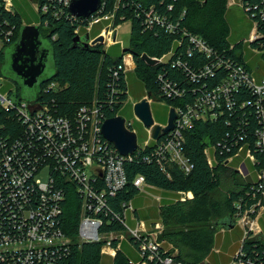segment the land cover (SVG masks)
<instances>
[{"label": "built area", "instance_id": "built-area-1", "mask_svg": "<svg viewBox=\"0 0 264 264\" xmlns=\"http://www.w3.org/2000/svg\"><path fill=\"white\" fill-rule=\"evenodd\" d=\"M29 1L40 21L27 22L21 17L20 25L13 18L22 15ZM110 1L102 0L97 12L83 18L70 12L72 0H0V50L13 42L23 25L48 29L51 20L61 19L84 20L77 23L76 35L90 34L91 47L100 44L94 40L103 36L101 45L107 49L122 44L117 40L116 27L127 21L128 13L133 14L141 20L144 32L162 31L173 37L167 53L151 56L143 52L140 57L148 54L157 60L151 66H165L156 76L158 91L144 98L149 103L155 97L172 105L174 127L154 138L155 126L161 124L146 125L147 138L141 144L133 123L125 119L127 129L137 134L138 143L137 150L125 156L104 136L102 125L109 117L97 101L80 106L73 115H64L56 99L46 97L60 89L57 81L47 82L41 96L30 101L18 97L7 83L13 82L0 74V117H5L0 121V264H61L70 257L74 245L84 243H102L101 254L115 258L125 234L139 255V260L130 259V264H185L177 259L173 245L161 238V221L140 218L132 200L118 203L115 198L128 184L126 162L146 149L145 161L157 163L169 176L171 165L190 174L194 164L185 152L186 131L198 123L220 119L226 120L229 130L223 139L206 147L210 166H230L239 158L236 169L242 165L248 175L250 167L254 171L246 201L243 197L235 204L233 218L243 235L230 264H264V250L263 256L250 255L245 247L252 237L260 236L264 242L260 223L264 213V76L257 77L229 52L189 30L184 24L187 10H175L171 1L113 0L108 8ZM244 9L254 26L248 41H254L260 37L259 24L264 23V0L244 3ZM95 26L101 28L92 35ZM122 60L113 67L109 82L112 109L125 92L118 83L121 74L129 84V73L137 68L135 54L129 49H123ZM118 112L115 116H121ZM167 126L161 125L162 129ZM45 169L48 178L43 181L39 175ZM134 184L139 194L161 199L150 191L154 186L144 175H137ZM180 194L182 201L193 197L191 191ZM70 195L76 198L74 207L80 212L76 236L66 230ZM110 225H122L123 229Z\"/></svg>", "mask_w": 264, "mask_h": 264}, {"label": "trees", "instance_id": "trees-1", "mask_svg": "<svg viewBox=\"0 0 264 264\" xmlns=\"http://www.w3.org/2000/svg\"><path fill=\"white\" fill-rule=\"evenodd\" d=\"M157 2L158 0H152ZM171 1L175 5V10H187V16L184 24L189 30L204 36L217 49L225 50L239 62L250 66L247 62L244 51L248 45L251 48L264 45V23L258 26L260 37L254 41H240L231 49L229 41L230 36V16L226 9L225 0H165ZM244 3H254L257 0H243ZM151 2V0H148ZM113 0L110 1L108 8H111ZM127 19H131L133 30V46L129 50L135 54L137 64L136 72L139 80L147 93L155 94L158 91L156 76L165 66H151L147 64L140 54L143 52L151 56H161L167 53L173 44V37L160 31H143L141 20L133 14H129ZM22 15L13 18L21 23ZM41 18V17H40ZM83 23L84 20L71 22L69 20H51L50 27L42 34L54 46L55 53V74L49 80L41 85V89L47 82L57 81L60 89L46 97H54L58 102L60 112L64 115H73L82 105L92 104L94 101L102 106L107 117H113L122 106V102L129 97L133 90L132 86L126 83L121 74L118 80L120 87L125 91L117 103H114L113 109L108 103L110 92V80L112 69L123 62L122 54L113 55L103 45L98 44L94 49H87L79 45L73 48V40L76 36L75 29L77 23ZM121 23V22H119ZM21 25V24H20ZM21 27V26H20ZM101 26H95L93 32L97 35ZM19 32V31H18ZM13 38V42L18 38V33ZM92 32V33H93ZM12 42V43H13ZM10 44L0 50V74L5 60V50ZM247 46V47H246ZM110 46L109 48H113ZM101 50H106V53ZM173 70H170L172 73ZM174 74H177L174 71ZM146 94L138 92V100ZM171 102V101H170ZM4 115L1 114L0 121H3ZM229 130L226 120L220 119L217 122H202L195 125L194 128L187 130L185 152L194 164L190 174H185L176 165L168 168L170 176L155 162L145 161V154L148 151L137 152L133 160L126 162V172L128 175V184L115 198L116 202L132 200L139 202V190L134 184L137 175L142 174L146 177L150 185L174 193L180 198V192L192 191L194 196L185 201L173 200L165 202L160 208H150V212L141 210L139 216L153 219L155 223L161 220L165 228L161 238L171 242L178 249L177 259L185 264H230L231 255L226 253L229 246V239L223 244L222 251L216 252L215 249L220 245L223 239L222 231L218 230L217 222L228 215H234L236 202L245 197L250 189L253 177L239 179L236 177V169L231 170L224 164H215L210 166L205 149L208 146L216 144L227 134ZM210 143V144H209ZM152 145L149 147V149ZM226 157V156H223ZM220 157V162H223ZM241 159L236 158L233 162L237 167ZM225 171L226 173L219 171ZM233 177V187L228 192L221 193V186L225 177ZM254 199L249 200L252 203ZM76 198L70 195V204L66 206V227L67 231L75 235L78 232L80 212L75 208ZM122 204V203H121ZM136 205V204H135ZM152 209V210H151ZM138 214V212H137ZM150 217V218H149ZM264 226V225H263ZM117 229H123L122 225H110ZM229 236V234L227 233ZM243 233L237 232L238 239ZM227 236V237H228ZM128 241L124 240L117 256L112 259L111 256L101 254L102 243H84L81 246H73L70 257L61 264H130L132 255L128 248ZM246 250L250 255L260 254L263 256L264 242L260 236L252 237L246 240ZM232 249L230 253H234Z\"/></svg>", "mask_w": 264, "mask_h": 264}, {"label": "water", "instance_id": "water-1", "mask_svg": "<svg viewBox=\"0 0 264 264\" xmlns=\"http://www.w3.org/2000/svg\"><path fill=\"white\" fill-rule=\"evenodd\" d=\"M240 1L235 0L237 3ZM101 4L102 0H72L69 10L77 17L88 18L100 9ZM90 38V34L84 37L76 35L72 47L76 48L81 45L87 49H94L88 44ZM103 40V36H98L94 43L102 44ZM8 48H11L10 57L7 56ZM101 51L106 53V50ZM143 59L150 65L157 63V60L151 58L148 54H144ZM55 67L54 46L49 39L43 36L39 26L29 24L21 27L16 41L6 48L2 73L5 72V68L6 77L14 80L22 92L25 91L24 88L34 90V93L24 95L26 100L33 101L41 96V85L54 76ZM50 69L53 70L48 73ZM135 111L145 125L150 127L154 124L155 121L147 98L135 104ZM175 118V110L172 108L168 126L162 129L161 125H156L154 138H159L162 131L164 133L170 131L174 127ZM102 132L122 155H132L137 150V134L127 129L125 117L113 116L106 119L102 125ZM235 225L236 222L231 214L217 222L219 231L234 228Z\"/></svg>", "mask_w": 264, "mask_h": 264}, {"label": "rangeland", "instance_id": "rangeland-1", "mask_svg": "<svg viewBox=\"0 0 264 264\" xmlns=\"http://www.w3.org/2000/svg\"><path fill=\"white\" fill-rule=\"evenodd\" d=\"M230 2H234L233 3L234 5L229 6L228 8ZM225 3H226V9L228 10V14L231 18L230 20L231 32H230V36L228 37L230 43L234 45L240 41L248 42L249 38L253 34L254 26L252 24V20L247 16V13L245 12L243 1L241 0L239 3H237L233 0H225ZM31 5L32 4H30V1L26 2V6H24L23 9L21 10V14L27 22L37 23L40 21V16L32 8ZM42 30L43 32H45L46 28L42 27ZM116 30H117V40L122 44L114 45L113 48H107V49L113 55H121L123 53V49H130L133 46L132 22L130 20L127 21L124 20L116 27ZM94 34L95 32L92 33V35ZM10 55H11V48H8L7 56L10 57ZM244 56L247 62L250 64L249 67L251 71L257 77L259 78L263 77L264 76V45L262 44L261 46H259L258 52L254 51L253 48H251V46L248 45L247 49L244 51ZM52 70L53 69H50L48 73H51ZM4 71L6 72L5 68ZM5 72H3V76L6 77ZM138 77L139 75L136 72V67H135V69L129 73V83L132 86L133 90L130 92L128 100L124 103V105L118 112V115L125 117L127 122L133 123L132 129L137 132L139 143L143 144L144 140L147 138V134H146L147 128L145 123L138 118V115L135 111V103L138 101V97H137L138 92L142 91L143 94L147 95L148 91H146V89L143 87ZM6 78L9 79L8 77ZM12 82L13 83L7 81L8 85H11L13 87L14 93L18 97L25 99L24 95L34 93V90L28 88H24L25 91L22 92L20 90V87L17 85V83L14 80H12ZM150 107L155 123L166 125L168 123L172 105H170L166 101H162L159 99H155V97H152V100L150 102ZM230 166H234V164H231ZM230 166L227 167H229V169L231 170L236 169L235 167L231 168ZM219 172H223V174L226 173L225 171H221V170ZM235 175L239 179H244L246 176H248V169H246L244 166L241 165L238 169H236ZM39 178L43 181H46L48 178V170L45 169V171H42L41 174L39 175ZM223 180L224 181L221 186L220 192L226 194V192H228V190L232 189L233 187V177L232 176H230V178L225 177ZM142 194H147V196L153 198L152 195L149 193H141V195ZM132 222L134 221L130 219L131 224H133ZM164 228L165 225L162 228V230H164ZM124 240H126V234ZM178 252L179 251H176L177 254ZM216 252H219V250H216Z\"/></svg>", "mask_w": 264, "mask_h": 264}, {"label": "crops", "instance_id": "crops-1", "mask_svg": "<svg viewBox=\"0 0 264 264\" xmlns=\"http://www.w3.org/2000/svg\"><path fill=\"white\" fill-rule=\"evenodd\" d=\"M234 1V0H233ZM234 2H230V5H228V8L229 6H232L234 5L233 4ZM249 171H251V174H249L248 176L246 177H254V171H253V168L250 167L249 168ZM245 177V178H246ZM150 191L154 194V195H157L159 196L161 199L160 200H157L153 197V198H150L149 196H147V194H139L138 198H140L139 202H136L135 201L133 202L135 207L138 209V216H139V212L141 210H144V211H147V212H150V208H153V207H158L160 208L162 204H164L165 202H170V201H173V200H177V196L174 195V193L172 192H169L167 190H164V189H160L158 187H153V188H149ZM192 192V191H191ZM192 195L194 196L193 192H192ZM180 197H181V194H180ZM193 198V197H191ZM190 198V199H191ZM152 210V209H151ZM140 218H143L141 217V215L139 216ZM150 218V217H149ZM143 219H147L149 222H152L153 221H150V220H153V219H148V218H143ZM159 221V220H158ZM157 222V221H156ZM162 222V221H161ZM133 224H135L134 222H132ZM163 223V222H162ZM260 223L263 227V232H264V213L262 214V216L260 217ZM164 224V223H163ZM222 233H223V239H222V242L220 243V245L215 249L216 250H219L222 251V248H223V244L225 243V241H227V239H229V246H228V249L227 251H225L226 253H229L231 255V258H232V255L234 253H230L232 249H235L234 252L237 250V248L239 247L240 245V238L238 239V236H237V232H242V229L239 227V226H234V228H231V229H222L221 230ZM227 233L229 234V236L227 235ZM228 236V237H227ZM124 241V240H123ZM126 241H128V248L130 250V253H131V257L132 259L134 260H139V255L135 249V247L132 245V243L128 240V238L126 239ZM169 242V241H168ZM123 243V242H122ZM171 243V242H170ZM172 244V243H171ZM173 245V244H172ZM174 247V245H173ZM172 251H178V249H176L175 247L172 249Z\"/></svg>", "mask_w": 264, "mask_h": 264}, {"label": "flooded vegetation", "instance_id": "flooded-vegetation-1", "mask_svg": "<svg viewBox=\"0 0 264 264\" xmlns=\"http://www.w3.org/2000/svg\"><path fill=\"white\" fill-rule=\"evenodd\" d=\"M10 80V79H9ZM10 81H12V80H10Z\"/></svg>", "mask_w": 264, "mask_h": 264}]
</instances>
